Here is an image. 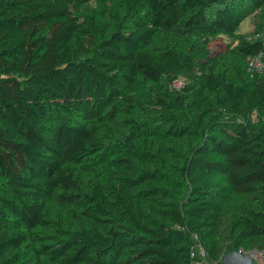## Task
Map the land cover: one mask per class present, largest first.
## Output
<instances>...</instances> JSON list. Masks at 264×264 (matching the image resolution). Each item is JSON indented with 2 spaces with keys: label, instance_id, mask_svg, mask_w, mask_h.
<instances>
[{
  "label": "trees",
  "instance_id": "1",
  "mask_svg": "<svg viewBox=\"0 0 264 264\" xmlns=\"http://www.w3.org/2000/svg\"><path fill=\"white\" fill-rule=\"evenodd\" d=\"M88 2L0 0V264L264 251V0Z\"/></svg>",
  "mask_w": 264,
  "mask_h": 264
},
{
  "label": "rangeland",
  "instance_id": "2",
  "mask_svg": "<svg viewBox=\"0 0 264 264\" xmlns=\"http://www.w3.org/2000/svg\"><path fill=\"white\" fill-rule=\"evenodd\" d=\"M116 0H109L108 3L102 0H89V2L82 6L81 14L83 18H88L96 16L102 19H107L109 17L108 12L110 8L115 3ZM264 23V10H256L251 15L247 16L243 22L242 28H240L241 33L254 31L257 27L262 26ZM238 39L234 36H229L227 34H219L215 38L211 39L205 45V55H210L211 57L217 56L218 54L225 53L228 51L229 46L233 47L237 44ZM185 78H181L175 82L177 86L183 84ZM243 198L239 196L232 195L227 202V206H233L235 203H240ZM246 254L252 255L256 264H264V251L252 249L250 251L243 250ZM207 259V258H206ZM205 264H209L205 261Z\"/></svg>",
  "mask_w": 264,
  "mask_h": 264
},
{
  "label": "water",
  "instance_id": "3",
  "mask_svg": "<svg viewBox=\"0 0 264 264\" xmlns=\"http://www.w3.org/2000/svg\"><path fill=\"white\" fill-rule=\"evenodd\" d=\"M220 264H256L252 255L243 253L236 248L226 253Z\"/></svg>",
  "mask_w": 264,
  "mask_h": 264
},
{
  "label": "built area",
  "instance_id": "4",
  "mask_svg": "<svg viewBox=\"0 0 264 264\" xmlns=\"http://www.w3.org/2000/svg\"><path fill=\"white\" fill-rule=\"evenodd\" d=\"M255 38L262 40L264 44V30L254 35ZM249 70L252 73H261L264 70V49L249 56L248 58ZM197 237V235H195ZM242 251V250H241Z\"/></svg>",
  "mask_w": 264,
  "mask_h": 264
}]
</instances>
